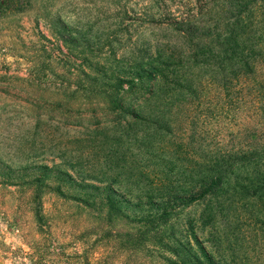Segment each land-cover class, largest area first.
<instances>
[{
    "label": "rangeland",
    "instance_id": "obj_1",
    "mask_svg": "<svg viewBox=\"0 0 264 264\" xmlns=\"http://www.w3.org/2000/svg\"><path fill=\"white\" fill-rule=\"evenodd\" d=\"M192 2L14 0L0 9V264H174L171 226L154 206L170 194L158 184L181 192L202 172L197 156L255 137L254 85L225 82L188 56L168 69L184 73L186 91L152 99L142 119L114 109L104 89L113 78L129 88L160 43L177 40L188 54L190 41L165 23ZM141 97L132 91L126 103ZM233 195L214 233L200 236L232 264H264V202ZM183 208L177 232L201 210Z\"/></svg>",
    "mask_w": 264,
    "mask_h": 264
},
{
    "label": "trees",
    "instance_id": "obj_2",
    "mask_svg": "<svg viewBox=\"0 0 264 264\" xmlns=\"http://www.w3.org/2000/svg\"><path fill=\"white\" fill-rule=\"evenodd\" d=\"M11 3L14 0H0V9ZM191 5L192 9L187 12L170 14L165 23L166 29L178 33L180 42L190 41L191 45L185 50L188 54L175 46L177 40L160 43L155 55H150L151 60L140 65V69L124 81L129 88H125L119 78H113L116 84L105 88L104 95L114 109L132 118H145L144 105L152 99L163 97L169 91H186L178 85L184 73L168 69L188 64L185 61L188 56H195L196 65L201 68H217L225 82L235 77L237 82L244 78L253 83L255 114L262 121L260 131L252 140L235 141L233 148L221 149L212 158L197 156L203 164L198 179L181 192L172 182H159V188L168 191L170 197L154 203L156 211L162 212L164 222L171 226L169 250L176 258L174 264H232L219 252L216 242L212 243L214 239L204 240L199 231L206 228L209 234L214 233L217 214L235 201L229 195L234 194L242 201L254 197L264 202V0H193ZM189 86L190 93L193 83ZM138 89L142 100L128 105L125 97ZM154 120L160 121L158 116ZM108 200L110 208L114 209L115 201L112 197ZM187 206H200L201 210L194 217L187 215L182 230L177 232L175 222ZM206 242L211 243V248Z\"/></svg>",
    "mask_w": 264,
    "mask_h": 264
}]
</instances>
